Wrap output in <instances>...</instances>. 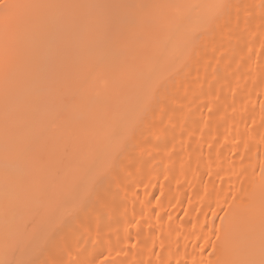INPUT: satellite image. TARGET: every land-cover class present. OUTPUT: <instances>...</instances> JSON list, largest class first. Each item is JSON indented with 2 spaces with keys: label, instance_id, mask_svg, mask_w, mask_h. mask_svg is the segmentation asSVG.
Instances as JSON below:
<instances>
[{
  "label": "bare ground",
  "instance_id": "obj_1",
  "mask_svg": "<svg viewBox=\"0 0 264 264\" xmlns=\"http://www.w3.org/2000/svg\"><path fill=\"white\" fill-rule=\"evenodd\" d=\"M0 264H264V0H0Z\"/></svg>",
  "mask_w": 264,
  "mask_h": 264
}]
</instances>
